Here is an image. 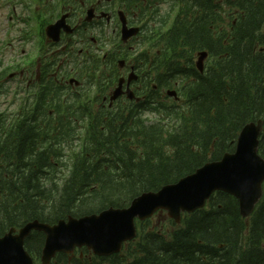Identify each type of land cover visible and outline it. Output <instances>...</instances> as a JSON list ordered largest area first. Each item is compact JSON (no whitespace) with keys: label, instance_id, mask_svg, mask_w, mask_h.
I'll return each mask as SVG.
<instances>
[{"label":"trees","instance_id":"1","mask_svg":"<svg viewBox=\"0 0 264 264\" xmlns=\"http://www.w3.org/2000/svg\"><path fill=\"white\" fill-rule=\"evenodd\" d=\"M120 3L141 20L152 8L157 32L147 36L161 47L152 62L157 90L139 104L96 113L78 145L48 113L0 112V237L32 220L54 224L128 207L233 152L246 124L264 125V0H154L146 10L141 0ZM156 3L169 9L160 14ZM201 51L207 63L199 73ZM176 83L178 102L161 92ZM43 94L40 106L58 107L52 83ZM258 152L264 158V132ZM168 224L137 222L136 238L119 254L95 257L82 248L51 264H264V198L243 219L237 201L216 192L203 209ZM43 242L38 232L24 242L36 261Z\"/></svg>","mask_w":264,"mask_h":264},{"label":"water","instance_id":"2","mask_svg":"<svg viewBox=\"0 0 264 264\" xmlns=\"http://www.w3.org/2000/svg\"><path fill=\"white\" fill-rule=\"evenodd\" d=\"M91 14V11L87 13L89 20ZM118 17L120 40L126 44L137 36L139 29L129 28L123 13H119ZM64 19L62 17L45 28L46 37L55 43L59 41L62 29L66 33L72 31L68 30ZM206 57V52L198 54L195 66L200 73ZM130 80L131 77H128V83ZM122 81L114 90L111 103L123 93ZM126 94L129 100L133 98L131 91L128 90ZM166 95L176 99L175 91H167ZM262 126L261 120L246 124L239 132L232 153H225L220 160L208 162L155 192L140 194L126 208L110 207L97 214L68 216L54 224L33 220L18 229L10 228L0 237V264H34L24 248V241L32 232L44 235L41 264H50L57 254L71 255L82 248L96 257L119 254L124 244L136 238V220L142 222L157 212H165L178 225L183 214L203 209L216 192L233 197L238 203L240 216L248 218L264 195V159L258 154Z\"/></svg>","mask_w":264,"mask_h":264},{"label":"flooded vegetation","instance_id":"3","mask_svg":"<svg viewBox=\"0 0 264 264\" xmlns=\"http://www.w3.org/2000/svg\"><path fill=\"white\" fill-rule=\"evenodd\" d=\"M117 2V6L116 0H59V5L55 2L47 4L50 14L59 10L57 18L39 31L43 45L41 56L29 59L23 69L9 78L15 95L12 114L21 111L48 113L55 124L60 123H57L58 119L62 121L67 132L76 138L73 144L78 145V132L86 129L88 121L96 113L116 109L118 104H139L146 93L157 90L154 81L157 80L158 68L152 66L154 59L148 62L147 57L146 60L139 57L141 54L135 56L129 46L143 33L142 26L129 18L120 0ZM89 11L92 12L90 20ZM119 13H123L128 27L139 28L138 36L126 44L120 40ZM62 17L68 30L72 31L66 33L62 29L59 41L55 43L46 37L45 28ZM106 33L111 46L104 52L101 40ZM128 77H131L129 83ZM121 80L123 93L111 103L110 98ZM48 81H52L53 88L61 95L58 107L40 106L43 91L51 84ZM128 90L133 94L131 100L127 98ZM263 132L264 126L259 139Z\"/></svg>","mask_w":264,"mask_h":264},{"label":"rangeland","instance_id":"4","mask_svg":"<svg viewBox=\"0 0 264 264\" xmlns=\"http://www.w3.org/2000/svg\"><path fill=\"white\" fill-rule=\"evenodd\" d=\"M117 1L119 0H116L115 6L118 5ZM52 2L59 5V0H0V83L6 84V88L0 95V112L12 113L15 111L13 104L15 100L14 86L8 76L23 69L29 59L41 56L43 45L38 35L39 31L47 24L52 23L57 18L56 15L59 11L56 10L51 14L48 12L47 4ZM141 2L144 10L147 9L149 4H154V0H145L144 2L141 0ZM155 5L158 7L160 14L169 9V5L166 4L158 6L156 3ZM151 10L152 8L147 11L145 20L133 16L137 22L136 24L138 26L144 25L145 30L129 44L135 56L145 54L148 62L160 56L161 49L155 40H148L147 35L150 31L156 30V23L149 22L148 14ZM137 14H139L138 11ZM174 14L172 13L171 16L173 17ZM93 36L96 37L97 34ZM101 41L104 44V52L108 51L111 41H109L107 33L102 36ZM197 58L198 56H195V62H197ZM206 63L207 60L204 59L202 66L204 67ZM181 85V83H178V86ZM164 93L162 91L163 96ZM153 222L158 227L162 225V227L169 228L166 214H156L153 217ZM36 264H39V262L37 261Z\"/></svg>","mask_w":264,"mask_h":264}]
</instances>
